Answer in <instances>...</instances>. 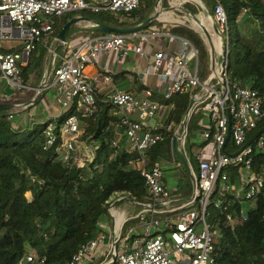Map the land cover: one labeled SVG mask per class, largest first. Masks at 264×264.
<instances>
[{
    "label": "built area",
    "instance_id": "1",
    "mask_svg": "<svg viewBox=\"0 0 264 264\" xmlns=\"http://www.w3.org/2000/svg\"><path fill=\"white\" fill-rule=\"evenodd\" d=\"M140 1L0 0V40L20 39L23 42V51L28 53L37 45L46 44L54 32V24L65 14L81 11L131 12L138 8ZM214 1L212 17L224 45L221 64L215 65L220 50H212L207 39L212 33L214 36L212 38L220 43L219 37L212 31L210 21L209 32L206 34L196 31L189 24L175 20L166 21L160 16L167 11L172 13L174 18L192 22L193 15L183 9L182 5L190 2L200 7L199 2L168 0L164 9L161 8V0L156 20L162 25L161 28H165L168 24L186 26L204 39L211 56V72L204 82H201L197 76L196 49L188 40L163 31L156 24L149 26L146 32L109 33L85 38L69 54L68 59L62 57L61 64L53 67L50 78L52 81L45 85L44 90L54 87L57 89L55 103L60 105L62 113L47 121L48 124L43 132L42 149L44 151L53 149L58 160L70 168L80 169L91 164L99 144L93 140V135H87V123L82 120L99 111L97 101H100L113 107L119 114L116 128L120 132V137L112 140L111 146L119 148V139L121 136L125 137L130 151L137 153V157L131 160L128 166L143 178L148 191L146 203L128 199L134 206H142V211L124 219L117 213L115 202L124 200L127 196L116 193L113 198L106 201L107 217L105 218L112 219L114 230L110 231L107 222L101 223V229L107 234L101 233L97 238L83 244L66 264L91 262L95 264H214V244L221 235L215 237L211 232L207 222L209 207L218 212L231 229L247 220L248 213L253 207V200L264 188L263 174L253 169L255 155H264V132L240 152L238 151L263 124L264 99L251 88L229 81L226 71L227 16L221 2ZM176 12H180L181 16ZM14 29L18 31L17 36L13 35ZM159 38L177 42L179 44L177 53L168 56L163 50L155 51L150 58L152 64L148 63L141 75L157 76L159 81L167 82L166 89L161 93L162 102L153 98L155 93L150 89H144L142 95L137 97L117 88L112 82V73L109 70L103 71L102 75L97 73L92 77L85 73L87 65L93 66L90 63L91 59L108 53L116 54L118 60L128 57L129 53H134L142 59L145 54L139 44ZM48 51L52 53V48ZM22 58V53L0 51V78L14 91L13 95L27 89L23 84L19 67ZM190 62L192 67L189 66ZM97 83L101 87L107 86L103 99L98 98ZM197 89L198 91L193 93ZM188 91L193 93L190 99L194 102L190 115L192 112L208 114L210 127L200 134L207 145L195 155L196 173L192 171L184 154L194 178L192 194L188 200L173 205L176 201L170 200L173 197L172 191L163 185V167L158 162L150 164L147 152L151 146L161 140V135L156 130L171 129V125H164V120L172 109V105L166 102L174 95ZM70 109L76 114L62 121L58 120ZM157 118H161L159 124ZM152 119L155 122L151 128L149 121ZM228 130L230 134L226 141ZM176 132L177 144L183 151L186 131L183 137V126L179 124ZM229 146L232 151H229ZM234 149L236 150L233 151ZM236 152L238 153L233 155ZM231 168L236 169L238 177L234 191H230L229 187L228 171ZM217 191L220 192L219 198L211 200ZM158 203H163L165 209L153 210V206ZM136 218L141 219L138 228L143 229L142 236L130 240L131 235L136 234L133 233V228H130L128 234L122 237L123 224ZM165 233H168V236ZM113 244L117 245L114 259H112ZM99 249L101 251L98 252ZM43 263L44 259L37 260L34 254L29 253L14 264Z\"/></svg>",
    "mask_w": 264,
    "mask_h": 264
},
{
    "label": "trees",
    "instance_id": "2",
    "mask_svg": "<svg viewBox=\"0 0 264 264\" xmlns=\"http://www.w3.org/2000/svg\"><path fill=\"white\" fill-rule=\"evenodd\" d=\"M219 1L228 22V79L239 86L251 88L264 99V0ZM202 2L212 16L215 1ZM166 4L167 0L164 4L162 1V5ZM183 6L194 15L202 11L190 2ZM188 6L190 7L187 8ZM144 11L145 9L138 6L131 12H83L79 16L113 28H129L140 24L152 14L142 13ZM72 17L63 15L54 24V32L49 42L53 41ZM177 21L189 24L196 31V25L209 24L203 18L192 22L177 18ZM153 24L154 22L150 26ZM75 29V26L71 27L66 36L67 40L73 36ZM81 30L87 34L92 33L93 36L104 35L89 28ZM170 33L188 40L195 49L201 44L197 35L184 26L173 27ZM207 39L212 50L217 51L214 41L209 37ZM49 47L42 48V55L45 57ZM37 49L38 45L28 52L25 65L19 64L21 75L32 65L33 54ZM65 49L61 48L55 55V67L61 64ZM23 50V47H18L12 52L22 53ZM198 54L197 52V56ZM199 63L200 60L197 76ZM113 79L121 85L118 75H113ZM197 91L198 89L193 93ZM193 93L188 91L176 94L166 102L172 105V109L166 116L164 125H171V129L156 130L161 135V140L147 152L150 164L179 163L172 152V139ZM153 98L163 101L159 94H154ZM97 103L99 111L82 122L87 123V135H93V140L99 147L93 162L80 169L62 164L53 149H42L44 127L48 122L42 125L17 126L11 122L9 111L0 112V264L17 263L29 253L34 254L37 260L44 259L43 264H66L83 244L97 238L101 233L107 234L100 224L107 217L106 201L116 193L123 194L130 200L148 202V191L143 178L128 166L137 157V153L130 151L124 136L119 139V148L111 146V141L120 134L116 128L119 114L113 107L100 101ZM73 114L76 113L70 109L58 120L62 121ZM199 115L200 112H192L188 119L183 148L186 158L190 165H195L196 171L195 155L207 145L200 139V133L205 127L198 124ZM262 126L264 122L257 130ZM148 130L152 131L150 128ZM263 168L264 155L256 154L253 169L264 176ZM228 172L229 182L235 188L238 182L236 169L231 168ZM189 182L191 183L190 178ZM187 192L183 201L189 199L192 189L188 188ZM252 205L247 220L236 224L233 229L218 212L209 207L207 222L216 220L221 235L214 244V264H264V188ZM140 223V218L126 221L121 233L124 228L130 229ZM140 236V233L133 234L130 240Z\"/></svg>",
    "mask_w": 264,
    "mask_h": 264
},
{
    "label": "rangeland",
    "instance_id": "3",
    "mask_svg": "<svg viewBox=\"0 0 264 264\" xmlns=\"http://www.w3.org/2000/svg\"><path fill=\"white\" fill-rule=\"evenodd\" d=\"M156 1L157 0H141L140 4H139V7L145 9V11L142 12V13L145 14L147 12H153V10L155 8ZM162 1H163V4H164V2L166 0H162ZM203 6H204V4H203ZM166 7H165V5L161 6V8H164V9ZM189 7L190 6H188L187 8H189ZM199 8L201 9V6ZM83 12H86V11H81V12H76V13H68V15L74 17V16H79V14H81ZM178 13H180V12H177V14ZM65 15L68 16L67 14H65ZM192 15H193V17L203 18L204 20H207L209 22V20L203 14L202 11H199L195 15L194 14H192ZM80 24H81V26L85 25L83 23H80ZM154 24H156L160 28L162 27V25L158 21H154ZM173 27H179V26H176V25L172 26L171 24H168V25H166L165 28H161V29L163 31L170 32V29L173 28ZM184 27H186V26H184ZM195 27L200 32H203V33H206V34L209 32V25H205V24L204 25H200V24H198ZM148 28H146V29H144L142 31L146 32V31L149 30ZM186 28H188V27H186ZM188 29L192 30L190 28H188ZM192 32L194 34H196L197 37L201 40V44L199 43L196 46V51L199 53L198 54V60H200L198 78H199V80L201 82H204L205 79L207 77H209L208 74L211 72V70H210L211 56L209 54L208 47L205 44L204 39L196 31L192 30ZM15 33H17V32H15ZM212 37H214V36H213L212 33H210V37L209 38L211 40H215ZM158 40H159L158 41V45L161 46L162 45V41H161V39H158ZM216 42H218L217 39H216ZM218 44L220 46L219 42H218ZM19 45L20 46L23 45V42L20 39H16V40H0V51H2V49H6V48H10V47L14 48V47L19 46ZM151 50H152V47H150V50L147 47L145 49V52L149 53ZM42 54H43V49H42V46L39 45L38 49L33 54L34 58L32 59V61H33L32 65L22 75V81H23L24 86H26L27 82L30 83V81L32 83H34V84L38 82L37 85L39 86L41 81H42V79H43V77H44L45 71H47L48 77L51 75L52 68L54 67L53 65H54V63L56 64L55 55L52 56L51 60H46L45 55H42ZM50 54L51 53H49V55ZM69 54H70L69 51L64 52L63 57L65 58V60L69 58ZM115 59H117V55L116 54L108 53V54H104L103 56L91 59L90 63H92L94 65L93 67L95 69L100 70V66H101L102 71H105V70H108V66H109L108 63H114ZM123 64H124L125 68H127V69H130V68L134 67L136 72H140L142 67H143V65H144V62H141V61L137 60L135 58L134 53H129L128 58L124 59ZM151 64H152V61L150 60L149 65H151ZM216 64H218V57H216L215 65ZM88 66H90V65H87V67ZM110 66L112 67V66H115V65L111 64ZM189 66L192 67L191 62L189 63ZM118 68H120V66ZM162 70L163 69H161V71ZM88 72H89V69H88V71L87 70L85 71V73H88ZM145 78L146 79L147 78H152L154 80V82L157 84V80H158L157 76H146ZM50 80L51 79H49V82H50ZM3 86L7 87L8 91H9V94H13L14 93V91L7 85V83L5 81H4V85ZM23 91L24 90H22L21 92L15 93V95H13L12 97L13 98L16 97L17 100H22V97H21L20 94ZM44 92L45 93H44L43 97L38 101L37 104L31 106L30 108H28L26 110L19 111V109H18L16 111H14L13 113H11L10 114L11 122L15 124V123H18V121L20 119V123L23 124L25 122L28 123L29 120H32L33 121L32 123H34L36 125H42L45 122H47L50 118H53V117H50L51 114L53 113L51 111V109H50V106L55 104V97L57 96V89L55 87L54 88H49V89L44 90ZM160 119L161 118H157L158 124L161 122ZM197 122L202 127H205V129H208L210 127V120H209L208 114H206V113H201L200 112L199 117H197ZM15 125H17V124H15ZM207 148H208L207 150H209V146H207ZM228 148H229V151H232V149H230V146ZM187 161H188V164L190 165V162H189L188 159H187ZM161 165L163 167V185L167 189H170L172 191L173 195H179V194L185 192L186 190H188V188L192 189V185L189 182L188 174L185 172V170L182 168V166L179 163L170 162V163H165V164H161ZM190 166H191V168L194 171H196L194 164L190 165ZM189 184H190V186H189ZM229 187H230V191H234L235 190V188L233 187V184H231L230 182H229ZM173 189H175V191ZM219 194H220V192L217 191L212 196L211 200H213L214 198H219ZM118 203L121 204L120 206H122V204L126 205L127 211L128 210H131L132 212L134 211L133 213H135V214H132L134 216L139 214L142 211L141 207H135V208L131 207L132 205L128 203V200H121ZM208 214H210V212H208ZM105 222L110 223L109 217L108 218L104 217L103 220L101 221V223H104V224H105ZM215 222H216V220H213L212 223L208 222V224L210 226L211 232L216 237V236H219L220 234H219V231H218V228H217V224ZM139 226H140V224H138V225L133 227V231H134L133 233H136V234L137 233H140V234L143 233V229L142 228H138ZM128 231H129V229H125L124 228L123 232L121 233L122 237L127 235ZM165 235L168 236V233H165ZM100 249L98 250V252L101 251Z\"/></svg>",
    "mask_w": 264,
    "mask_h": 264
},
{
    "label": "crops",
    "instance_id": "4",
    "mask_svg": "<svg viewBox=\"0 0 264 264\" xmlns=\"http://www.w3.org/2000/svg\"><path fill=\"white\" fill-rule=\"evenodd\" d=\"M179 2H180V0H179ZM166 6H167V4H166ZM182 7H183V9H185L183 5H182ZM176 14H177V12H176ZM179 14L180 13H178V15ZM172 15H173L172 13H169V12L165 11L160 16H161V18H163L166 21L175 20L176 22H178L177 18L172 17ZM179 16H181V14ZM200 25H204V24H200ZM205 25H210V24L205 23ZM75 27H76V29L73 32V36L70 37L67 40V44L64 46L66 48L65 52L69 51L71 53L82 42L83 39L94 37L92 35V33L87 34V33H85V31L81 30L83 28H87V27H85V25L81 26V24H78V25H75ZM15 32H17V33H15ZM201 33H203V32H201ZM17 34H18V31H16V29H14L13 30V35L17 36ZM50 38H48V41L46 42V44H39V45H41L42 48L46 47V46H50L49 48L55 47V43H53V41L49 42ZM159 39H161V41H162V45L161 46L158 45V41L159 40H156V39H150V40H147L146 42H142V43L139 44L140 48L143 50V52L145 54L144 58H142V59L139 58L136 54H134L135 58L137 60H139L141 62H144V65H143V67H142L140 72H136L134 67H132L130 69L125 68V66L123 64V61H124V59H127L128 57H126L124 59H120V60L115 59L114 63H108L109 64L108 70L111 71V73H112V82L117 88L125 90V91H128V92L132 93L133 95H135L137 97L142 95V91L144 89H150V90H152L155 93V95L156 94L157 95L158 94L161 95V93L166 89L167 82L166 81H162V80L159 81V79L157 78L158 80H157V84H156L152 78H147L146 79L141 74H142L143 70L146 68V66L148 65L149 61L151 60L150 59L151 55H153L155 51L163 50L164 53L166 55H168V56L169 55H174V54L177 53V50L179 48V44L177 42H174V41L170 42V41H168L167 38H159ZM213 41H214V43L216 45L217 50H220V46H219L218 42H216V39L213 40ZM51 46H53V47H51ZM18 47H22V45L21 46L20 45L16 46L14 48L10 47V48H6V49H2V52H9L10 50L14 51ZM147 47L149 48V50H150V47H152V50L149 53L145 52V49ZM22 57L23 58H22V64L21 65H25L26 61H27L28 53L26 51H23L22 52ZM51 59H52V57L50 58L49 51H48V54L46 56V60H51ZM111 64H114L115 66L111 67L110 66ZM54 65H55V63H54ZM93 66H88L86 68L87 71L89 69V72L86 73V75L87 76H91V77H92V75L94 76L97 73H100L102 75L103 71H102L101 66H100V70L95 69ZM117 66L118 67L120 66V68H118ZM113 75H118V81L121 82V85H120L121 87L118 85V82L115 79H113ZM37 84H38V82L35 83V84L32 83L31 81H30V83L27 82L26 83L27 89L24 90L20 94L21 97H22V100H17L16 97L15 98L12 97L13 94H9V91H8L7 87L3 86L4 85V80L0 78V103L22 104V103L32 99L34 97V95L36 94V88H38ZM94 84H95V82H94ZM96 85H98V89H97L98 90L97 91L98 98L99 99H103L105 94H106L107 86L104 85V87H101L98 83ZM43 92H44V90H43ZM50 109L53 112L50 117H55L59 113H62V109H61L60 105H58L57 103L51 105ZM23 110H25V109H23ZM23 110L19 109V111H23ZM14 111H16V109L9 110L10 114L13 113ZM32 122H33L32 120H29L28 123L25 122V123L21 124L20 123V119H19L18 123H15V124H17V126L20 125V126H25L26 127L27 125H29V126L35 125ZM191 184H192V182H191ZM192 187H193V184H192ZM187 191L188 190H186V192H183V194L181 193L179 195H173V197H171V199H170L172 201H176V202L173 203V205L183 201L185 199V197H187V196H185L188 193ZM124 200H128V198L126 197ZM118 202H120V201H118ZM118 202H115V209H116L117 213L120 215V217L122 219H124L125 217L130 216L132 214H135V213H133L134 211L133 212L131 210L127 211L126 205L122 204V206H120L121 204L118 203ZM128 203L131 204L129 202V200H128ZM131 205H132L131 207H133V208L137 207V206H134L133 204H131ZM156 205H160L161 206V208L159 210H161V209L164 210L165 209L163 203H158ZM109 221H110V223H108V224L110 226V231H113L112 221H111L110 217H109Z\"/></svg>",
    "mask_w": 264,
    "mask_h": 264
},
{
    "label": "water",
    "instance_id": "5",
    "mask_svg": "<svg viewBox=\"0 0 264 264\" xmlns=\"http://www.w3.org/2000/svg\"><path fill=\"white\" fill-rule=\"evenodd\" d=\"M160 1L161 0H157L156 1L155 8H154L152 14L147 19H145L140 24H138L136 26L129 27V28H113V27H109V26L104 25L102 23L91 21L88 18L83 17V16H74V17H72L71 19H69L63 25V27L61 28L59 33L56 35V37H55V47L53 48L52 53L50 54V58L53 55H56L57 52L67 44L66 36H67V33L69 32V30L71 29V27H73L75 25H78L80 23L85 24V27L89 28L91 31L98 32V33H103V34H109V33L132 34V33L141 32L142 30L148 28L152 22L157 20V17H158V14H159L158 5H159ZM197 1L201 5V10H202L203 14L210 21L213 32L219 37L220 52H219L217 57H218V64H221L222 63V59L224 57V45H223L222 37H221V35L219 33V30L217 28V25H216L213 17L210 15V12L207 10V8L205 6H203L202 0H197ZM193 19L196 20L197 18L194 17ZM50 78H51V76L48 77L47 71H45L44 77H43L40 85L38 86V88H36V94L34 95V97L32 99H30V100H28V101H26V102H24L22 104L0 103V112L1 111H9V110H13V109H16V110H18V109H20V110L28 109L31 106L37 104L38 101L41 99L43 90L45 89V85L49 82ZM193 105H194V102L191 101L189 103V105H188V107H187V109L185 111V114L183 116V119H182V121L180 123V125L183 126V137L185 135L184 131H186V123H187L188 117L190 116V112H191V109H192ZM154 122H155L154 119L149 121V126L151 128L154 126ZM262 132H264V127H261L259 130H257L249 138V140H247V142L240 148V150L238 152H240L243 148H245L247 145H249ZM229 134H230V130H228V132H227L226 141L229 138ZM177 141H178V133L175 132L174 135H173V139H172L173 154H174L175 158L178 160L179 164L183 167L185 172L188 174L191 182L193 183L194 178L192 176V172L190 170L189 165L187 164V161H186V158H185V155H184L183 151L179 148V146L177 144ZM238 152H236L233 155H236ZM160 208H161L160 205H154L153 206V210H159ZM111 221H112V219H111ZM112 226H113V224H112ZM116 251H117V245L113 244V246H112V259L115 258Z\"/></svg>",
    "mask_w": 264,
    "mask_h": 264
}]
</instances>
